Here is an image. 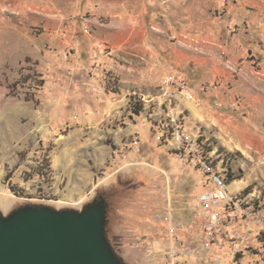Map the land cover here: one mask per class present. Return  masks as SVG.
I'll return each instance as SVG.
<instances>
[{
  "label": "rangeland",
  "instance_id": "1",
  "mask_svg": "<svg viewBox=\"0 0 264 264\" xmlns=\"http://www.w3.org/2000/svg\"><path fill=\"white\" fill-rule=\"evenodd\" d=\"M125 5L135 13L121 14ZM142 5L118 3L99 15L86 0H0V211L82 210L108 200L107 236L120 257L119 229L141 215L164 216L172 206L188 231L202 174L156 137L176 112L185 131L226 157L231 191L254 195L263 219L259 233L254 224L244 228L236 259L226 247L208 250L200 233H184L194 255L177 264H214L217 256L224 264H264V0L251 7V27L230 32L218 25L227 20L225 1L189 0L195 21L178 34L163 20L174 15L154 8L143 19ZM207 16L213 40L201 27ZM104 48L112 55L99 65ZM170 78L185 81L191 94ZM237 181L245 185L233 189Z\"/></svg>",
  "mask_w": 264,
  "mask_h": 264
},
{
  "label": "built area",
  "instance_id": "2",
  "mask_svg": "<svg viewBox=\"0 0 264 264\" xmlns=\"http://www.w3.org/2000/svg\"><path fill=\"white\" fill-rule=\"evenodd\" d=\"M111 55V50L104 48L95 56V62L100 65L110 59ZM70 56L71 53L68 51L64 57L69 59ZM67 74L71 75L72 72L69 71ZM168 84L175 87L181 94L190 93V87L185 81L170 78ZM169 91L167 95L172 96ZM201 91L207 92L205 87ZM91 92L98 98L105 94L99 85L93 86ZM173 114L177 113L173 112ZM174 115L168 117L169 121L167 119L160 122L162 124L157 141L171 146L176 158L197 169L202 174V181L200 191L190 207L192 222L189 224L188 231H185L183 225L177 220L172 206L167 209L164 216L157 217L166 225L167 260L169 264H177L180 257H193L194 248L188 243L184 233L193 236L200 233L206 239L208 250L226 247L229 254L236 259L243 253V245L246 241L244 228L247 229L254 224L258 233L262 230L263 219L261 210H257L256 197L254 195L244 197L241 193L232 192L229 183L230 169L226 167V157L218 154L217 151L209 150L200 134L185 131L180 114L176 117ZM214 264H224V261L217 256Z\"/></svg>",
  "mask_w": 264,
  "mask_h": 264
},
{
  "label": "water",
  "instance_id": "3",
  "mask_svg": "<svg viewBox=\"0 0 264 264\" xmlns=\"http://www.w3.org/2000/svg\"><path fill=\"white\" fill-rule=\"evenodd\" d=\"M105 199L82 210L0 211V264H126L107 236Z\"/></svg>",
  "mask_w": 264,
  "mask_h": 264
},
{
  "label": "crops",
  "instance_id": "4",
  "mask_svg": "<svg viewBox=\"0 0 264 264\" xmlns=\"http://www.w3.org/2000/svg\"><path fill=\"white\" fill-rule=\"evenodd\" d=\"M143 2L141 15L145 19L147 14H150L151 9L157 8L158 10L165 11L167 14L171 13L174 15L173 20L169 18H163L166 22H169L168 26L173 27L177 34L179 32H185L189 29V24L195 20L189 15V0H141ZM228 4L227 6V20L221 22L219 28L221 29L225 25L224 31H232L237 27L246 29L251 24L246 22L256 21L255 12L253 11L252 5L257 3V0H244L241 4H232L231 0H221ZM131 0H113V2H107L105 0H86L87 9L95 10L99 15H105L108 12L112 13V8L118 7V3H130ZM126 6V5H125ZM134 6L127 5L123 15L134 14ZM264 13L262 12V15ZM172 18V17H171ZM170 21H169V20ZM178 22V23H176ZM173 26H171V24ZM201 27L207 31V38L213 40L216 35H213L214 24L209 21V17L202 19ZM220 31V30H219ZM234 35V37H236ZM236 40V38H235ZM87 45L98 43V40L86 39ZM60 43V40H59ZM81 47V46H80ZM157 135V131H156ZM157 137V136H156ZM159 144V142L157 141ZM161 144V143H160ZM168 149L175 156V152L168 144H161ZM154 213L144 214L140 218L136 217L134 221H128L123 224L119 229V239L121 240V256L127 264H159L165 262L168 254V241L166 237V225L162 220H156L157 218L153 215ZM189 214L181 216L183 221H189ZM130 222V223H129ZM192 222V220H191ZM186 239L187 234L185 235Z\"/></svg>",
  "mask_w": 264,
  "mask_h": 264
},
{
  "label": "bare ground",
  "instance_id": "5",
  "mask_svg": "<svg viewBox=\"0 0 264 264\" xmlns=\"http://www.w3.org/2000/svg\"><path fill=\"white\" fill-rule=\"evenodd\" d=\"M195 110V109H194ZM196 111V110H195ZM237 132V131H236ZM238 137L239 138H241V141H242V143L243 142H248L249 141V139H247V136L246 135H244L243 133H241V132H238ZM228 146L230 147V148H234V149H239V150H242L243 152H246V150L242 147V145H237V146H231L230 144H228ZM1 176H2V173L0 174V179H1ZM245 185V183L243 182V181H237V182H235V183H233V185H232V188L234 189V188H237V189H240V188H242L243 186Z\"/></svg>",
  "mask_w": 264,
  "mask_h": 264
},
{
  "label": "flooded vegetation",
  "instance_id": "6",
  "mask_svg": "<svg viewBox=\"0 0 264 264\" xmlns=\"http://www.w3.org/2000/svg\"><path fill=\"white\" fill-rule=\"evenodd\" d=\"M106 202H108V200H107ZM107 206H108V205H107Z\"/></svg>",
  "mask_w": 264,
  "mask_h": 264
},
{
  "label": "trees",
  "instance_id": "7",
  "mask_svg": "<svg viewBox=\"0 0 264 264\" xmlns=\"http://www.w3.org/2000/svg\"><path fill=\"white\" fill-rule=\"evenodd\" d=\"M136 113H138V111H137ZM106 230H107V229H106Z\"/></svg>",
  "mask_w": 264,
  "mask_h": 264
}]
</instances>
